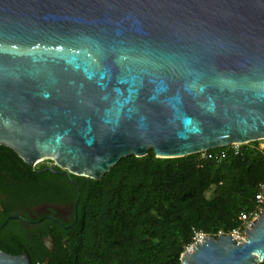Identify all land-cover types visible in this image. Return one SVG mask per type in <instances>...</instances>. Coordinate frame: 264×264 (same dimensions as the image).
<instances>
[{
	"label": "water",
	"instance_id": "obj_1",
	"mask_svg": "<svg viewBox=\"0 0 264 264\" xmlns=\"http://www.w3.org/2000/svg\"><path fill=\"white\" fill-rule=\"evenodd\" d=\"M259 140L264 0H0V146L27 167L99 180L148 150ZM250 228L202 235L179 263L264 264V209ZM0 264L30 260L0 250Z\"/></svg>",
	"mask_w": 264,
	"mask_h": 264
},
{
	"label": "trees",
	"instance_id": "obj_2",
	"mask_svg": "<svg viewBox=\"0 0 264 264\" xmlns=\"http://www.w3.org/2000/svg\"><path fill=\"white\" fill-rule=\"evenodd\" d=\"M208 153L214 157L160 159L148 150L140 158H121L91 180L40 172L50 161L29 168L0 146L14 184L6 189L10 206L72 208L66 224L47 220L24 231L8 222L0 230V250L27 254L30 264H42L45 257L47 264H180L196 235L216 237L236 228L238 214L253 208L256 187L264 182V150L256 142L235 153L230 147ZM48 169L59 172L52 165ZM46 236L52 240L50 254L41 242Z\"/></svg>",
	"mask_w": 264,
	"mask_h": 264
},
{
	"label": "flooded vegetation",
	"instance_id": "obj_3",
	"mask_svg": "<svg viewBox=\"0 0 264 264\" xmlns=\"http://www.w3.org/2000/svg\"><path fill=\"white\" fill-rule=\"evenodd\" d=\"M8 159L9 157L7 155L0 154V161L4 162L3 167L0 168V220H1L0 230L10 221L16 222L24 231H28L34 225H40L42 222L47 220L53 223L56 222H59L61 224L68 223L70 221L69 219L72 214V208L70 205H58V204H49V203L36 204L33 206H25L21 204H15L12 206L9 205L6 195V189L14 184L11 183V179H10L11 176L9 172L5 170V165L6 163L8 164L9 162L7 161ZM39 163H43V162H39ZM45 164L47 165L46 168H50V165H52V163H46V162ZM47 206H53L56 209H52ZM10 217H13V219H8Z\"/></svg>",
	"mask_w": 264,
	"mask_h": 264
},
{
	"label": "built area",
	"instance_id": "obj_4",
	"mask_svg": "<svg viewBox=\"0 0 264 264\" xmlns=\"http://www.w3.org/2000/svg\"><path fill=\"white\" fill-rule=\"evenodd\" d=\"M238 146H240V145H231L229 147L235 153L237 151ZM257 149L264 150V146L257 147ZM209 151H211V150H209ZM221 154H222L221 152L218 153V155H221ZM199 155H200V158H202V159L214 157L213 154L208 153V151L199 153ZM263 209H264V182L258 184L256 187V192L253 195V208L249 211L239 213L237 216L238 226L236 228L232 229L227 234L229 236H231L235 242H237V243L241 242L245 237V228L247 230L251 229L250 224L256 220V218L261 213V210H263ZM220 234H222V233L219 232L217 235H220ZM197 236H199V235H196L195 239Z\"/></svg>",
	"mask_w": 264,
	"mask_h": 264
},
{
	"label": "rangeland",
	"instance_id": "obj_5",
	"mask_svg": "<svg viewBox=\"0 0 264 264\" xmlns=\"http://www.w3.org/2000/svg\"><path fill=\"white\" fill-rule=\"evenodd\" d=\"M256 144H257V147L264 146V140L256 141ZM41 162H43V161H41ZM209 196H210V194H207V197H209ZM194 240H195V238H194Z\"/></svg>",
	"mask_w": 264,
	"mask_h": 264
},
{
	"label": "bare ground",
	"instance_id": "obj_6",
	"mask_svg": "<svg viewBox=\"0 0 264 264\" xmlns=\"http://www.w3.org/2000/svg\"><path fill=\"white\" fill-rule=\"evenodd\" d=\"M233 145H238V144H233ZM202 235H199L198 236V239L195 241V242H200V240L202 239V237H201ZM191 247L190 248H188L185 252H190L191 251Z\"/></svg>",
	"mask_w": 264,
	"mask_h": 264
}]
</instances>
